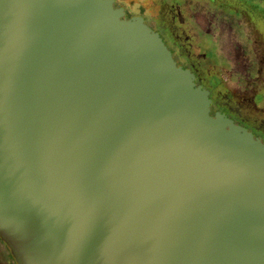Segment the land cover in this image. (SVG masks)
<instances>
[{
	"label": "water",
	"instance_id": "1",
	"mask_svg": "<svg viewBox=\"0 0 264 264\" xmlns=\"http://www.w3.org/2000/svg\"><path fill=\"white\" fill-rule=\"evenodd\" d=\"M113 0H0V239L16 264H264V142Z\"/></svg>",
	"mask_w": 264,
	"mask_h": 264
},
{
	"label": "flooded vegetation",
	"instance_id": "2",
	"mask_svg": "<svg viewBox=\"0 0 264 264\" xmlns=\"http://www.w3.org/2000/svg\"><path fill=\"white\" fill-rule=\"evenodd\" d=\"M196 3H208L217 7L215 10L211 9L209 19L217 20L219 29L224 28L234 36L235 45L244 58H247L246 63H253L251 58L264 73V0H156L154 6L150 7L152 10L147 9V0L112 2L114 7H122L124 18L142 16L143 22L158 33L175 64L188 68L193 74L194 84L208 90L210 114L214 111L223 113L264 142V109L262 116L256 111V108L262 107L257 104L259 99L264 100V91L257 93L253 102H250L249 98L236 100L234 93L226 90L218 62H208L206 53L193 44L198 32L202 31L188 27L187 19L190 15L182 10V6H197ZM134 4L138 10L130 9ZM212 55L219 58L218 52L214 51ZM0 264H16L2 239Z\"/></svg>",
	"mask_w": 264,
	"mask_h": 264
},
{
	"label": "rangeland",
	"instance_id": "3",
	"mask_svg": "<svg viewBox=\"0 0 264 264\" xmlns=\"http://www.w3.org/2000/svg\"><path fill=\"white\" fill-rule=\"evenodd\" d=\"M141 1L146 0H138V2ZM148 1L147 9L152 10L150 7L154 6L156 0ZM196 4L197 6L192 7L182 6V10L188 16L190 15L187 19L188 27L191 30L196 29L202 31L198 32V36L195 37L193 44L198 45L206 53L208 62H218V69L221 73L223 83L226 86V90L230 93L233 92L236 100H240L239 98L244 100L249 98L250 102H253V97H256L257 93L264 91L263 71H261V68L258 69L257 63L251 58L250 60L253 63H246L247 58H244L243 54L235 45L234 36L227 33L224 28L219 29L217 20L209 19L211 9L215 10L217 7L208 3ZM130 9L137 10V6L135 4L133 6L131 5ZM247 47L249 48V46ZM214 51L216 53L218 52L220 59L212 55ZM257 105L262 106L259 109L256 108L258 115L262 116L264 100L259 99Z\"/></svg>",
	"mask_w": 264,
	"mask_h": 264
},
{
	"label": "trees",
	"instance_id": "4",
	"mask_svg": "<svg viewBox=\"0 0 264 264\" xmlns=\"http://www.w3.org/2000/svg\"><path fill=\"white\" fill-rule=\"evenodd\" d=\"M138 10V9H137Z\"/></svg>",
	"mask_w": 264,
	"mask_h": 264
}]
</instances>
